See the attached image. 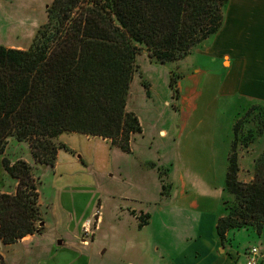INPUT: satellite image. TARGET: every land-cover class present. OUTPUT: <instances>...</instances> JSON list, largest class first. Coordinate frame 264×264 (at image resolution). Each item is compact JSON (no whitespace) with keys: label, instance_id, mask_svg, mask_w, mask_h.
<instances>
[{"label":"crops","instance_id":"1","mask_svg":"<svg viewBox=\"0 0 264 264\" xmlns=\"http://www.w3.org/2000/svg\"><path fill=\"white\" fill-rule=\"evenodd\" d=\"M1 4L2 0L0 33L4 35L16 29V21L10 19L7 12H1ZM12 15L15 14L12 12ZM3 40L0 45L7 48L27 50L30 47L13 43L7 36ZM182 64L186 71L178 82L181 99L179 108L174 110L180 125L176 124L175 113L168 110V124L160 126L157 133L165 141L175 142L189 123L199 120L194 117L201 110L206 88L210 87L207 110H212L215 117L211 124L213 130L205 143L192 141L197 152L193 159L204 161L203 170L186 173L179 170V161L183 159L180 149L168 164L163 161L168 153L159 152L154 160H139V165L150 169L148 164L152 163L158 172L161 168L167 170L169 192L163 189L160 172L154 179L155 192L150 184L142 185L144 178L141 175L138 179L133 169V164H137L134 140L138 136L145 137V125L140 116L143 131L133 137L131 152L107 146L109 140L80 133L60 136L59 142L68 150L59 151L53 167L37 165L29 149L16 152L11 160H25L34 166L40 181L43 176L48 177V187L46 191L39 187L43 232L10 245L8 264H93L96 253L98 256L111 253V259L116 257L117 264H245L254 246L260 249V264H264V227L261 233L254 227L230 231L224 245L216 232L218 220L225 214L224 191L233 127L253 106L264 107V0H230L221 30L203 42ZM149 76L152 88L162 82L169 84V77L161 80L162 75L156 71ZM164 90L165 100L168 94L167 89ZM164 103L167 106V100ZM221 110L224 116H220ZM204 125L205 121L198 122L199 127ZM86 142V147L93 144L92 150L83 145ZM99 143L104 145L100 151ZM201 144L208 145L207 155L200 154ZM254 148L257 154L264 151V133ZM91 165H98L103 182L78 186L62 180L66 176L88 177ZM107 179L118 180L124 187L119 189ZM253 179L254 175L250 181ZM17 186L18 183L11 193L16 192ZM134 213L149 215L148 225L139 227ZM93 218L97 225L94 239L83 245V226ZM153 223L170 231L144 234ZM174 223L178 224V229L171 232L169 225Z\"/></svg>","mask_w":264,"mask_h":264},{"label":"trees","instance_id":"2","mask_svg":"<svg viewBox=\"0 0 264 264\" xmlns=\"http://www.w3.org/2000/svg\"><path fill=\"white\" fill-rule=\"evenodd\" d=\"M229 2L54 0L29 49L0 45V158L14 137L30 144L37 164L53 167L67 149L58 141L65 133L100 137L131 152L133 137L143 131L127 109L138 56L147 51L160 63L182 61L221 30ZM255 110L261 111L256 129L242 144L255 143L264 133V109L253 106L234 125L225 214L216 227L223 245L230 231L264 227V151L253 159V181L239 177L240 130ZM3 167L18 181L15 193L0 190V245L9 246L44 227L32 165L4 159Z\"/></svg>","mask_w":264,"mask_h":264},{"label":"rangeland","instance_id":"3","mask_svg":"<svg viewBox=\"0 0 264 264\" xmlns=\"http://www.w3.org/2000/svg\"><path fill=\"white\" fill-rule=\"evenodd\" d=\"M53 1L54 0H2L3 4H1V6L3 7V10L1 12H3V14L4 12L5 13L7 12V16H9L10 19L11 18L13 20L15 19L14 21H16V27H15L16 29L4 33V35L0 33L1 42L4 41L3 40L4 36H7L9 40L12 41L13 43L24 45L26 47L31 46L37 34L38 29L47 20L48 17L47 10L48 7L52 5ZM12 12L17 16L12 15ZM194 50L191 52V54H193ZM183 60L177 62L160 63L155 59L151 58L147 51H143L137 58L136 71L131 84V91H130L127 109L129 112H133L137 116H140L141 119L144 121L143 126L145 125L144 126L145 137L138 136V138L134 140L133 143L134 156L136 158L135 161L137 163V164L135 163L133 164V169L137 173L136 176L138 177V179H140L141 175L142 178H144L143 180L144 184L142 185H145L146 183V187H147L150 184L151 189L154 192L157 189L155 183L156 181L154 179H157L159 172L161 173L160 175L163 179V185H165L166 187V190L164 191L169 192V188H168L169 185L167 183V179L165 178V175L167 174V170L165 169L163 170V168H161V170L158 172V169L155 168L154 164L152 163L148 164L150 169L147 167L146 168L142 167L139 165L141 163L139 162V160L140 161L142 159L154 160V158L158 156L159 152L161 154L168 153L164 156V160H163L168 164L170 163L172 155L175 153V151L178 153L180 149L183 159L182 161H179L180 162V165L178 166L179 170H183L185 173L191 170L202 171L203 170L202 162L204 161L193 159V156L197 152H194L195 146L192 141L205 143L206 137L211 136L213 130L211 124L214 123L213 120L215 119V117L212 114L213 113L212 110L211 111L207 110V107L209 105L210 94L212 93L211 88L208 87L206 88L205 96L201 101V110L196 115V117H194V119H199V120H197L196 122L189 123L188 128L185 129L183 132L179 133L180 136L177 137L175 142H172L171 140L168 139L165 141L157 133L160 126H165L166 124H168V120L170 119V114H168V110L174 112V110H177L179 108V101L181 99V90L178 87V82L182 80L183 78L182 74L183 72L186 71L185 64H182ZM155 71L158 72V74L162 75L161 80H163L164 76H165L164 78L169 77L168 78L169 84L164 85L162 82V84L156 85L154 88H152L153 81L150 80L149 74ZM173 77L176 80L174 87L172 86ZM164 89H167V94H168V97L165 100L163 96V94L166 95ZM166 100L168 107L165 106L166 104L164 103L166 102ZM259 107L264 109V107L261 106ZM260 113H261L260 110H255L250 115V117H248L249 122L242 123L243 125L240 130L239 138L241 139L242 142L238 147L239 164L241 166L239 177L242 181L246 183H251L250 178L251 176L254 175L253 159L258 154L255 153V148H254L255 143L250 144V146L248 147H246L242 143L244 142V140H246L248 136H250L249 134L250 131L256 129L255 128L256 123H254L255 122L254 119H256V116ZM219 114L220 116H224L225 112L221 110L219 111ZM245 114L240 116L237 119V121L239 119L245 118ZM174 116H176V113L174 114ZM177 119L178 117L176 116V122H177L176 124L178 126L180 124H178L179 120ZM200 121H205V125L199 127L198 122ZM224 121L226 120L224 119ZM68 134L71 133H66V135ZM68 137L69 136H66L65 138L67 139V141L69 140L70 142L71 139ZM233 140H234V127H233ZM86 144L87 142L83 145L86 147ZM173 144H175L176 147H173L172 146ZM108 145L111 146L112 148L110 142L109 144H107V146ZM103 146H104L103 144L99 143L98 150L99 151L102 150ZM221 146L225 147L226 145L222 144ZM93 147H94L93 144H90V146L86 148H88V150H92ZM201 148L202 151L200 152V154L207 155L209 151L208 145L201 144ZM28 149L32 153L30 144L28 142H19L14 137L9 138L7 150L5 154L0 158V190L2 192H6V193L13 192V190L15 189V184L18 183L16 179L12 178L5 171L3 167L4 159L13 162L11 160V157H14V154L16 152H24V150L28 152ZM63 150H68V149H63ZM120 162L121 161H119V163ZM121 164L123 165V162H121ZM91 166L93 167L90 168L91 170H89L88 172V177L69 178L68 176H66L62 180L64 181L69 180V183H77L78 186L83 185V183L86 182L87 183H92L93 181H95L96 183L103 182L104 179L102 178L101 180L100 174L102 173L98 165L96 167L94 165ZM32 167H33V172L38 180V186L46 191L48 187V183H47L48 177L43 176L40 181V179L37 176L35 167L34 166ZM107 182L116 184V186L119 189L124 187V184L122 185L118 180L111 181L107 179ZM134 214L135 215L137 214L139 227H141V224L143 222L142 219L144 220V222L145 220H147L146 218L147 214L146 215L143 213L141 214L134 213ZM98 216L99 214L97 215V217ZM42 223L40 224V226H42ZM96 226L97 225L95 223L94 218L91 219V230L94 232L92 240L94 239L95 236ZM159 226L160 225L156 223L151 224V229L146 230L144 234H149V233L154 234L155 232L160 233V231H163L165 229V228L161 229V227L159 228ZM169 226L170 227L172 226L171 232H175L176 229H178V224L174 223V224H170ZM165 230L170 231L168 230V228ZM83 237H84V230H82L81 240ZM144 238H147V236H145ZM92 240H90V242ZM9 246L0 245V251L2 255V258L0 259V264H8L7 258H8V254H10ZM114 258L116 257H112L111 259V253H108L106 256H102V254L98 256V254L96 253L93 259V264H117L118 262H116Z\"/></svg>","mask_w":264,"mask_h":264},{"label":"built area","instance_id":"4","mask_svg":"<svg viewBox=\"0 0 264 264\" xmlns=\"http://www.w3.org/2000/svg\"><path fill=\"white\" fill-rule=\"evenodd\" d=\"M83 230H84V237L82 238L81 241L84 245H88L94 235V232L91 230V220L85 222L83 226ZM260 259H261V251L258 247L254 246L250 248L245 264H260Z\"/></svg>","mask_w":264,"mask_h":264}]
</instances>
